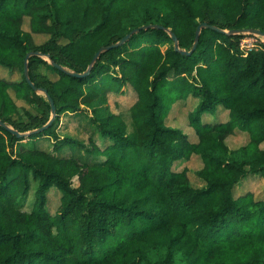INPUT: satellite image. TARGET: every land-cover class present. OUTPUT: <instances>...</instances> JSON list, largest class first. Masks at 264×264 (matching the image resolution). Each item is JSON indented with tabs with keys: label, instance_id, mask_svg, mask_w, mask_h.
I'll return each mask as SVG.
<instances>
[{
	"label": "trees",
	"instance_id": "obj_1",
	"mask_svg": "<svg viewBox=\"0 0 264 264\" xmlns=\"http://www.w3.org/2000/svg\"><path fill=\"white\" fill-rule=\"evenodd\" d=\"M200 22L225 32L203 27L191 53L175 50L171 32L189 51ZM251 28L264 32V0H0V66L21 74L0 77V120L27 133L52 116L43 89L55 105L40 132L18 136L0 125V264H264V195H233L243 178H264V43L239 46ZM131 31L86 75L52 65L82 73L99 47ZM29 52H37L28 58L36 90L23 72ZM42 64L54 78L36 70ZM125 85L136 94L129 123L105 107L108 92ZM8 89L36 113L20 114ZM188 95L197 99L189 113L196 141L165 123ZM219 108L226 119L203 121ZM87 109L111 140L104 148L57 133L60 115ZM237 130L249 139L230 148L225 139ZM40 137L51 149L35 145ZM193 155L199 186L187 166L173 168ZM32 182L25 211L19 198ZM52 186L61 192L53 213Z\"/></svg>",
	"mask_w": 264,
	"mask_h": 264
},
{
	"label": "rangeland",
	"instance_id": "obj_2",
	"mask_svg": "<svg viewBox=\"0 0 264 264\" xmlns=\"http://www.w3.org/2000/svg\"><path fill=\"white\" fill-rule=\"evenodd\" d=\"M23 29H29V19L25 17L23 22ZM256 33L244 31L243 35L240 38L250 39L254 37ZM49 37L48 34L40 35L34 37V40L37 44L43 43ZM258 42L256 47L258 48L262 43H264L263 36H256ZM245 47H247L245 45ZM245 49V48H244ZM40 73L45 74L50 78H54L55 75L47 65H38L36 67ZM20 71L15 69L13 72H9L6 68L0 66V77L7 79H20ZM10 96L13 100L16 101V104L20 107V114L24 113V110L27 109L30 113L35 114L36 108L31 107L25 101L17 99L14 91L8 89ZM136 94L129 85H125L121 91H110L107 95V101L105 107L107 112L120 114L127 123H129V109L130 106L135 102ZM197 99L192 95H188L186 98H178L175 102L170 105V108L165 117V123L169 126L177 127L182 130L184 134L188 135V138L192 141H196L197 137L194 129L189 124V113L194 108ZM105 111V110H103ZM101 111V112H103ZM52 114V113H51ZM91 109H87L78 113L62 114L59 116V120L56 124L57 133L60 136L69 135L71 137H76L78 140L83 141L85 144L89 145L90 141L95 142L99 147L104 148L107 144L111 143V140L104 138L100 135L99 131L95 128L92 119L90 117ZM227 117V111L225 109L219 108L214 115L205 114L203 115V121H216L224 120ZM45 138L40 137L37 139L35 145L44 149H51L50 141L44 140ZM249 137L247 133L241 131H235L232 135H229L225 142L230 148H237L240 145L245 144L248 141ZM26 141V142H25ZM24 142L29 145L31 141L24 139ZM32 143V142H31ZM68 153V149H65L62 154ZM182 166H187L189 169L188 175L190 177L191 183L195 186L201 185V180L196 176L195 170L199 169L202 166L201 159L193 155L189 159H183L177 161L173 168H181ZM77 177L73 178V184H77ZM34 183L32 182L30 190L21 198H19V206L25 211H29L33 200H34ZM251 191L255 198H260L264 195V178L259 175H249L248 177L243 178L238 184L233 188V195L237 196L243 192ZM61 192L56 187H50L47 190V209L53 213L57 210L60 203Z\"/></svg>",
	"mask_w": 264,
	"mask_h": 264
},
{
	"label": "water",
	"instance_id": "obj_3",
	"mask_svg": "<svg viewBox=\"0 0 264 264\" xmlns=\"http://www.w3.org/2000/svg\"><path fill=\"white\" fill-rule=\"evenodd\" d=\"M203 27H210V28L215 29V30H218V31H224V30H221L220 28H218V27L215 26V25H209V24L206 23V22H200V23L198 24L197 28H196V32H195V40H194V43H193V47H192V49L189 50V51H185V50H181V49H179L177 36L175 35V33L171 32V37H172V39H173V41H174V43H175V47H174L175 50H178V51H180V52H182V53H191L192 50L194 49V47H195L197 41H198V37H199L200 30H201V28H203ZM135 30H136V29H135ZM241 31H242V32H244V31H248V32L256 33V34H258V35L264 37V32L261 31L260 29L251 28V29H247V30L243 29V30H241ZM132 32H133V31H131L130 33H128V34H126L125 36H123V37H122L117 43H114V44H111V45H107V46H101V47H99L98 50H97V51L95 52V54L93 55L92 60H91V62L89 63L87 69H86L84 72H82V73H77V72H74V71H69V70L63 68L61 65L57 64L56 62H52V65H53V66H56V67L59 68V69H62V70H64V71H66V72H68V73H70V74H72V75H78V76L86 75V74L89 72V70L91 69V65H92V63H93V62L99 57L100 52H101L103 49H107V48H109V47H111V46H113V45L120 44V43L124 42V41L130 36V34H131ZM224 32H225V31H224ZM226 32H227V33H231V32H235V31H226ZM32 53H37V52H29V53H27V55L25 56V59H24L23 72H24L25 78L27 79L28 83L32 86V88H33L34 90H36V89H37L36 86L31 82V80H30L29 77H28V58H29V56H30ZM43 92L45 93V95H46V97H47V99H48V101H49V104H50V107H51V113H52L51 118L49 119V121H48L45 125H43V126H41V127H39V128H36L35 130L29 131V132H27V133H20V132L14 130L13 128H10L9 126H7V125H6L4 122H2L1 120H0V125H2V126H4V127H7L11 132L15 133V134L18 135V136L27 135V134L32 133V132H40V131H42L45 127H47V126L50 124V122L52 121V119H53L54 116H55V105H54V102H53L52 98L50 97V95L47 93V91H46L45 89H43Z\"/></svg>",
	"mask_w": 264,
	"mask_h": 264
},
{
	"label": "built area",
	"instance_id": "obj_4",
	"mask_svg": "<svg viewBox=\"0 0 264 264\" xmlns=\"http://www.w3.org/2000/svg\"><path fill=\"white\" fill-rule=\"evenodd\" d=\"M253 36H254V37H252V38H250V39H247V40L242 39V41H239V46H240L244 51H249V50H251V49H253V48L256 47V43L258 42V38L255 37L256 34H254ZM257 36H259V35L257 34ZM262 41H264V40H262ZM245 45H246L247 47H245ZM244 48H245V49H244Z\"/></svg>",
	"mask_w": 264,
	"mask_h": 264
}]
</instances>
